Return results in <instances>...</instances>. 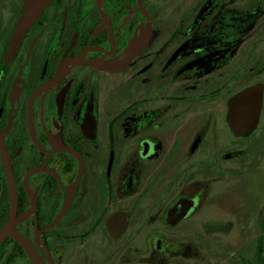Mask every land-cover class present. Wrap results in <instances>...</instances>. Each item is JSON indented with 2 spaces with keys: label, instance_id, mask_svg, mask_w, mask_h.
Instances as JSON below:
<instances>
[{
  "label": "flooded vegetation",
  "instance_id": "obj_1",
  "mask_svg": "<svg viewBox=\"0 0 264 264\" xmlns=\"http://www.w3.org/2000/svg\"><path fill=\"white\" fill-rule=\"evenodd\" d=\"M23 3L0 264H264V0H53L10 49Z\"/></svg>",
  "mask_w": 264,
  "mask_h": 264
},
{
  "label": "water",
  "instance_id": "obj_2",
  "mask_svg": "<svg viewBox=\"0 0 264 264\" xmlns=\"http://www.w3.org/2000/svg\"><path fill=\"white\" fill-rule=\"evenodd\" d=\"M52 1L53 0H24L21 16L11 38L10 49L16 48L18 46L25 31L32 25L38 15L45 8H47ZM251 99L252 93H241L232 100L231 107L233 110L244 108L254 109V107L251 105ZM243 114L244 113H231L230 121L235 129H240L239 127L241 124H239L238 121ZM2 238L3 237L0 236V242Z\"/></svg>",
  "mask_w": 264,
  "mask_h": 264
},
{
  "label": "rangeland",
  "instance_id": "obj_3",
  "mask_svg": "<svg viewBox=\"0 0 264 264\" xmlns=\"http://www.w3.org/2000/svg\"><path fill=\"white\" fill-rule=\"evenodd\" d=\"M263 181V180H262Z\"/></svg>",
  "mask_w": 264,
  "mask_h": 264
}]
</instances>
